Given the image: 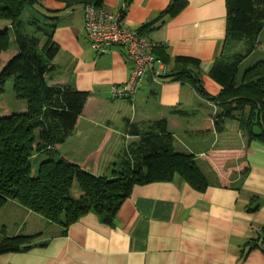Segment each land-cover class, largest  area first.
I'll use <instances>...</instances> for the list:
<instances>
[{
	"label": "crops",
	"instance_id": "0c3cea01",
	"mask_svg": "<svg viewBox=\"0 0 264 264\" xmlns=\"http://www.w3.org/2000/svg\"><path fill=\"white\" fill-rule=\"evenodd\" d=\"M169 1L100 0L106 11H123L122 25L138 31L158 60V79L149 72L132 99L110 92L130 74L126 48L94 52L84 4L40 0L35 6L55 25L52 39L59 46L47 82L87 93L80 120L56 157L111 178L140 142L135 133L165 121L174 149L194 156L208 186L197 191L179 176L135 185L111 224L89 212L65 232L8 201L0 208V227L8 236L33 239L28 250L0 254V264H264V143L249 140L234 119L224 120L222 133L209 128L208 117L220 114L221 106L167 77L175 57H192L200 62L205 90L219 94L209 73L226 42L225 0H186L177 15L153 22ZM147 22L153 23L142 27Z\"/></svg>",
	"mask_w": 264,
	"mask_h": 264
},
{
	"label": "trees",
	"instance_id": "16d2710c",
	"mask_svg": "<svg viewBox=\"0 0 264 264\" xmlns=\"http://www.w3.org/2000/svg\"><path fill=\"white\" fill-rule=\"evenodd\" d=\"M39 1L0 0V20L8 21V25L0 23V92L8 78H12L14 93L27 106L23 112L0 110V208L8 201H16L57 223L65 232L89 212L111 224L135 185L171 181L179 176L195 190L204 191L208 186L206 177L192 154L174 149L173 135L165 121H159L149 131L135 133L140 142L126 154L122 170L111 178L95 176L87 171L85 163L69 162L63 155L42 160L34 168L32 159L37 154L56 156L57 148L78 124L87 97L86 92L72 86L47 82L59 46L52 39L55 25L47 24L48 17L35 8ZM56 1L66 6L91 3L100 8V0ZM186 3L170 0L153 22L162 24L164 19L177 15ZM225 3L226 42H244L245 47L233 62L218 59L213 64L209 75L221 86L219 94L214 96L205 90L200 62L192 57H175L167 77L188 84L199 96L221 106L220 114L208 117L209 128L222 133L224 120L234 119L249 140L264 143V59L238 76L240 64L256 50L258 36L264 30V0ZM26 8H30L31 16L26 22L34 33L23 28L26 23L21 14ZM40 20L45 29L38 25ZM40 31L42 35L38 36ZM11 32L15 51L8 53ZM32 239L33 236L26 235L8 236L0 229V254L28 250Z\"/></svg>",
	"mask_w": 264,
	"mask_h": 264
},
{
	"label": "built area",
	"instance_id": "2783aa9c",
	"mask_svg": "<svg viewBox=\"0 0 264 264\" xmlns=\"http://www.w3.org/2000/svg\"><path fill=\"white\" fill-rule=\"evenodd\" d=\"M122 13L114 14L91 3L83 7L85 32L96 54H102L114 45L126 48L127 59L131 63L130 74L126 82L112 85L110 92L114 98L132 99L149 72L153 71L155 80L160 73L154 70L158 60L150 52V43L138 31L122 25Z\"/></svg>",
	"mask_w": 264,
	"mask_h": 264
},
{
	"label": "rangeland",
	"instance_id": "374dc122",
	"mask_svg": "<svg viewBox=\"0 0 264 264\" xmlns=\"http://www.w3.org/2000/svg\"><path fill=\"white\" fill-rule=\"evenodd\" d=\"M30 18H31L30 8H26L25 11L21 14L22 22L24 24L26 23L25 27H23V28L25 31H28L29 33H34L32 27H29V25H27V22H26ZM39 19L43 20V18H41L40 16H39ZM43 21L40 20V23L38 25L40 26V28L45 29V25L42 24ZM0 23L8 25V21H1L0 20ZM41 35H42V31L38 32V36H41ZM9 37H10V45H9L8 53H13L15 51V44L13 41L14 36H13L12 32L10 33ZM258 42H259V44H258L256 50L246 60H244L240 64L239 71H238L239 77L242 75L244 70H246L248 67H250L254 63L264 59V30H262L261 33L259 34ZM244 47H245L244 42H234V41L228 40L227 42H225V44L223 46V50L221 52L219 60H222L225 63L233 62L235 60L237 53L244 51ZM26 107H27L26 101L19 99L13 91L12 78H8V80L4 84L2 91L0 92V110L1 111L7 110V111H13V112H23L26 110ZM52 157L57 158L54 154H51V153L50 154H48V153L37 154L32 159V164H33L34 168L36 169L42 160L52 158ZM129 159L131 160L132 158H129ZM0 229H3L4 233L7 235L4 227H0Z\"/></svg>",
	"mask_w": 264,
	"mask_h": 264
}]
</instances>
